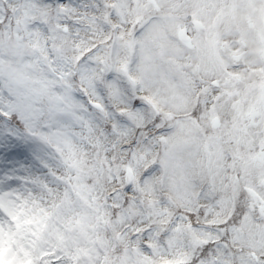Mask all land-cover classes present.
Here are the masks:
<instances>
[{
  "label": "snow or ice",
  "instance_id": "snow-or-ice-1",
  "mask_svg": "<svg viewBox=\"0 0 264 264\" xmlns=\"http://www.w3.org/2000/svg\"><path fill=\"white\" fill-rule=\"evenodd\" d=\"M0 264H264V0H0Z\"/></svg>",
  "mask_w": 264,
  "mask_h": 264
}]
</instances>
